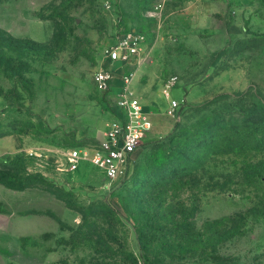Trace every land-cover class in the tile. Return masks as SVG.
Returning a JSON list of instances; mask_svg holds the SVG:
<instances>
[{
  "label": "rangeland",
  "instance_id": "1",
  "mask_svg": "<svg viewBox=\"0 0 264 264\" xmlns=\"http://www.w3.org/2000/svg\"><path fill=\"white\" fill-rule=\"evenodd\" d=\"M128 28L153 127L109 182L64 152L117 117L93 73ZM263 166L264 0H0V264H264Z\"/></svg>",
  "mask_w": 264,
  "mask_h": 264
},
{
  "label": "built area",
  "instance_id": "2",
  "mask_svg": "<svg viewBox=\"0 0 264 264\" xmlns=\"http://www.w3.org/2000/svg\"><path fill=\"white\" fill-rule=\"evenodd\" d=\"M144 42L141 32L128 28L117 34L105 49L106 63L94 71L93 82L99 91H114L117 117L110 121L97 146L83 150L74 147L64 152L69 166L75 167L79 161L86 160L100 169L109 182L126 175L133 154L153 127L150 113L131 88L134 74L131 68L138 64ZM115 78L119 80L116 85ZM175 81L173 77L163 89L168 100L165 112L171 116L178 106V101L169 93Z\"/></svg>",
  "mask_w": 264,
  "mask_h": 264
},
{
  "label": "trees",
  "instance_id": "3",
  "mask_svg": "<svg viewBox=\"0 0 264 264\" xmlns=\"http://www.w3.org/2000/svg\"><path fill=\"white\" fill-rule=\"evenodd\" d=\"M2 34H3V37H2V40H3V44H2V48H9L10 47V42L14 41V42H17L19 40H17V38H14L12 36H10L9 34H7L5 31H2ZM27 47L25 45H21V46H18L16 47V49L18 50H23V49H26ZM102 92V91H101ZM102 93H106V92H102ZM253 116H249L245 121H248L249 119H251ZM244 121V122H245ZM246 123V122H245ZM233 127V128H237L238 127L236 126V124H230V127ZM250 125L246 126V127H249ZM257 165H261V164H257ZM262 166V165H261ZM264 167V166H263ZM221 221H216L215 223L216 224H220ZM228 233V232H227ZM234 233H235V230H234ZM218 234V233H216Z\"/></svg>",
  "mask_w": 264,
  "mask_h": 264
},
{
  "label": "crops",
  "instance_id": "4",
  "mask_svg": "<svg viewBox=\"0 0 264 264\" xmlns=\"http://www.w3.org/2000/svg\"><path fill=\"white\" fill-rule=\"evenodd\" d=\"M118 81H119L118 78H115V79H114V84H115V85L118 84Z\"/></svg>",
  "mask_w": 264,
  "mask_h": 264
}]
</instances>
